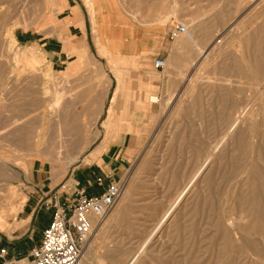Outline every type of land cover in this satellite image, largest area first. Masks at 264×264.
Returning <instances> with one entry per match:
<instances>
[{
  "label": "rangeland",
  "instance_id": "374dc122",
  "mask_svg": "<svg viewBox=\"0 0 264 264\" xmlns=\"http://www.w3.org/2000/svg\"><path fill=\"white\" fill-rule=\"evenodd\" d=\"M66 1L52 7V0H0L2 234L27 228L18 214L35 192L26 182L32 166L45 167L58 188L68 185L117 86L108 69L112 60L98 57L88 0L69 1L79 4L89 26L82 44L91 64L82 73L105 82L98 119L81 110L90 106L87 98L76 100L79 92L99 94L88 90L91 81L59 76L35 41L62 28ZM93 1L108 25L123 26L132 39L143 30L148 39L155 28L166 53L163 71L152 66L145 77L136 71L120 76L115 101L123 96L122 103L127 90L160 81L156 110L146 142L118 179L120 199L92 222L80 264H264V0ZM171 19L185 24L188 40L170 39ZM81 123L86 126H76ZM80 138L90 142L76 143ZM67 157L73 160L66 163ZM252 190L258 211L250 228ZM31 226L35 241L40 233Z\"/></svg>",
  "mask_w": 264,
  "mask_h": 264
},
{
  "label": "crops",
  "instance_id": "0c3cea01",
  "mask_svg": "<svg viewBox=\"0 0 264 264\" xmlns=\"http://www.w3.org/2000/svg\"><path fill=\"white\" fill-rule=\"evenodd\" d=\"M109 7H112V5L109 4ZM61 14H63V17L59 21L62 22V28L49 36L42 35L35 41L49 55L51 66L56 68L59 76L70 80L79 78L91 81L87 86L88 90L98 91L99 94L97 92H79L76 95V100L82 101L87 98L90 106L81 110L92 112L90 113L91 116L98 119L104 109L103 102L105 105V82L103 81L102 84L96 82L99 79L98 74L82 73L85 65L91 64L89 63L91 62V56L76 55L73 50H70L68 43L70 41L75 46L83 45L85 33L89 27L87 20L79 4L69 0L66 1V7L61 11ZM163 21L165 19H162ZM90 22L91 20H89V28L92 24ZM103 23L100 37L96 34V29L92 25L93 33L96 34L97 54L98 57L107 56V60H112L108 62L110 72H112L110 65L115 64L119 73V87L116 86V89L112 92V99L110 98L111 101L105 109L106 115L101 121L102 126L99 125L101 130L93 140L92 148L86 156L80 157L84 158V164L72 169L68 185L66 182L61 188H58L59 184L54 185L45 167L36 168L32 166L30 177L26 182L32 186L35 192H33L34 195L29 193L26 201L24 198L25 203L23 201L24 205L18 214L19 222L23 224L22 227L27 226V228L22 232H19L18 229L10 234L0 233V249L5 250V259L27 257L31 248L40 242L41 233L51 220L55 203L62 204L66 198H73V194L77 190H82L87 196L100 195L109 182L118 180L127 170L133 152L147 140V131L151 126L152 116L156 110L154 99L157 101L155 95L159 93L160 81L150 79L141 83L135 90H127L124 93L126 99L124 103L121 101L123 96L119 97L118 102L115 99L120 90V76L123 71H136L141 73L142 77H145L147 72L152 71L154 60L164 59L163 55L166 53V47H163V43L160 42V35L158 32L156 33L155 28H149L148 39H145L147 33L144 30L140 38L137 39L134 36L132 39L130 31L123 26L108 25L106 21ZM183 35L188 40L190 31ZM97 39L106 44L105 47H108L110 51L108 54L99 53ZM115 57L117 61L114 60ZM112 76L109 73L108 79L112 77L117 82L113 72ZM107 86L109 87V80ZM67 98L74 100L71 97ZM110 106L112 107L111 112H109ZM65 108V112H72V109ZM120 114L121 116H119ZM69 118H71L70 115ZM76 126L85 127L86 125L81 123V125L76 124ZM109 128H111L112 133L109 134V132V135L107 134L108 136L105 138V129ZM63 142L62 140L61 144ZM75 142L81 144L90 141L80 138L76 139ZM84 147L85 145L82 148ZM99 178L102 179L101 185L97 183ZM29 226L40 233L39 238L35 241L29 238ZM0 264H2L1 258Z\"/></svg>",
  "mask_w": 264,
  "mask_h": 264
},
{
  "label": "built area",
  "instance_id": "2783aa9c",
  "mask_svg": "<svg viewBox=\"0 0 264 264\" xmlns=\"http://www.w3.org/2000/svg\"><path fill=\"white\" fill-rule=\"evenodd\" d=\"M171 40L185 32L183 24L171 19L168 23ZM164 60H154L153 67L164 68ZM98 185L102 179H97ZM119 180L109 182L100 195L87 196L77 190L73 198L62 204H54L48 225L41 233L38 245L31 248L29 255L19 259H5V250L0 249L2 264H77L82 244L89 238L93 219H101L116 205L122 193Z\"/></svg>",
  "mask_w": 264,
  "mask_h": 264
},
{
  "label": "bare ground",
  "instance_id": "6f19581e",
  "mask_svg": "<svg viewBox=\"0 0 264 264\" xmlns=\"http://www.w3.org/2000/svg\"><path fill=\"white\" fill-rule=\"evenodd\" d=\"M47 1H51V0H47ZM54 1L55 0H52V4H51L52 7L55 6L54 5ZM85 4H88L86 7H87V10H88V14L90 16V20L92 22L93 27L96 29V34L100 37L101 36V33H102L103 26H104V23L103 22L106 21L105 20V16L103 14H101L99 10H96V9L94 10L93 5L95 3H94L93 0H88V1L85 2ZM17 6L18 5L16 3H13L12 4V10H14L15 12H17L16 11V9L18 8ZM185 28H186V26H185ZM184 33H189V31L187 30V28H186L185 32L182 33V35ZM97 44H98V48H99V53L100 54L101 53L108 54L110 52L109 49H108V47H105L106 44L103 41L97 39ZM74 53L76 55H79V56L83 55L85 53V47L83 45L77 46V48L74 50ZM83 57H84V55H83ZM164 64H165V61H164ZM164 68H165V66H164ZM110 69L113 72L114 76L116 77V80H117V88H118L119 87V73H118V70H116L115 64H111L110 65ZM72 160H73L72 157H67L66 158V161H67L66 163H69ZM83 162H85V161L83 160ZM65 169L66 168H64V170ZM254 194H255V191L252 190L251 191V198L252 199L247 203V208H248V211L250 212V215H251V219H250V222H249L250 228H253L254 227L255 218H256L255 215H256V211H258L257 210V204H256V202L254 200ZM263 216H264V212H263ZM93 221H95V219H93ZM77 264H80V260H79V262Z\"/></svg>",
  "mask_w": 264,
  "mask_h": 264
}]
</instances>
